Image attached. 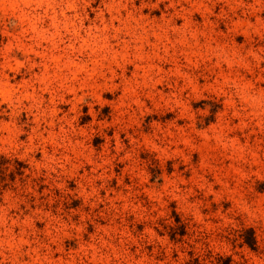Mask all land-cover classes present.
<instances>
[{"label": "clouds", "instance_id": "obj_1", "mask_svg": "<svg viewBox=\"0 0 264 264\" xmlns=\"http://www.w3.org/2000/svg\"><path fill=\"white\" fill-rule=\"evenodd\" d=\"M0 264H264V0H0Z\"/></svg>", "mask_w": 264, "mask_h": 264}]
</instances>
